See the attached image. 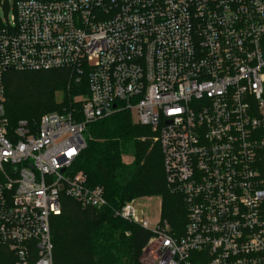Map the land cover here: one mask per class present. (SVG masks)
Wrapping results in <instances>:
<instances>
[{"label": "built area", "instance_id": "obj_1", "mask_svg": "<svg viewBox=\"0 0 264 264\" xmlns=\"http://www.w3.org/2000/svg\"><path fill=\"white\" fill-rule=\"evenodd\" d=\"M13 6L3 19L1 12ZM67 69L81 108L11 126L7 70ZM130 111L183 195L185 231L151 227L155 264H264V0H0V264H54L68 196L108 205L74 163L86 125Z\"/></svg>", "mask_w": 264, "mask_h": 264}, {"label": "trees", "instance_id": "obj_2", "mask_svg": "<svg viewBox=\"0 0 264 264\" xmlns=\"http://www.w3.org/2000/svg\"><path fill=\"white\" fill-rule=\"evenodd\" d=\"M4 81L11 126L21 119L39 122L48 112L79 110L76 97L89 94L87 80L76 82L67 69L7 70ZM59 90L64 92L61 102ZM84 137L87 145L74 168L85 172L91 185L104 187L108 205L83 207L64 196L62 213L52 219L54 264H144L141 257L152 232L116 216L115 210L132 199L159 195L161 219L176 235L183 234L188 221L183 195L167 186L161 147L130 111L87 124Z\"/></svg>", "mask_w": 264, "mask_h": 264}, {"label": "rangeland", "instance_id": "obj_3", "mask_svg": "<svg viewBox=\"0 0 264 264\" xmlns=\"http://www.w3.org/2000/svg\"><path fill=\"white\" fill-rule=\"evenodd\" d=\"M13 13H14V9H13V6L11 5L6 8V11L3 10L1 12V16L3 19H6L7 17H10ZM82 97H85V96L84 95L77 96L76 100L81 101ZM56 99L58 102L63 101L64 92L61 90L57 91ZM136 120H137V116L134 114L133 121L137 123ZM150 133L152 135L151 131ZM125 160L129 162L132 160V157L127 156L125 157ZM134 205L137 208L139 213L142 212V217H144L146 220H148L151 223V227H153L158 222V220L161 218L162 197L159 195L143 196V197L135 198ZM154 248H155V243H149L148 241V244L143 249V253L141 257V260L144 264H155L154 263V253H155Z\"/></svg>", "mask_w": 264, "mask_h": 264}]
</instances>
